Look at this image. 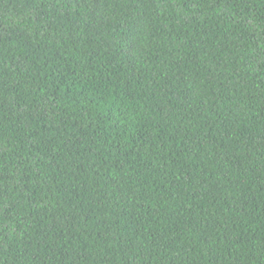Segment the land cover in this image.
Returning a JSON list of instances; mask_svg holds the SVG:
<instances>
[{
  "label": "trees",
  "instance_id": "1",
  "mask_svg": "<svg viewBox=\"0 0 264 264\" xmlns=\"http://www.w3.org/2000/svg\"><path fill=\"white\" fill-rule=\"evenodd\" d=\"M0 264H264V0H0Z\"/></svg>",
  "mask_w": 264,
  "mask_h": 264
}]
</instances>
